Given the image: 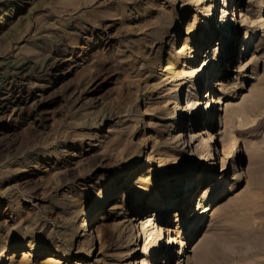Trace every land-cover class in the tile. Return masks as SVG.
<instances>
[{"label": "rangeland", "instance_id": "obj_1", "mask_svg": "<svg viewBox=\"0 0 264 264\" xmlns=\"http://www.w3.org/2000/svg\"><path fill=\"white\" fill-rule=\"evenodd\" d=\"M212 1L3 0L9 5L21 3L23 8L10 17L18 23L0 31V62L30 58L37 60L38 66L13 75L14 97L34 92L43 73L50 71L51 61L78 48L86 34L95 39L108 31L111 46L106 51L94 50V56L90 53L88 64L68 79L71 91L61 92L59 100L37 114L18 119L17 134L0 137V251L8 250V259L0 264H51L46 255L34 253L21 261V252L30 248L57 251L69 258L60 264H158L163 258L157 253L166 247L168 237L175 243L167 245L173 251V264H264V253L257 252L252 260H239L227 253L214 256L203 247L206 241H218L246 227L263 238L260 244L264 246V28L262 24L257 28V42L246 54L239 51V45L252 30H238L236 26L238 44L233 61L220 53L222 35L202 46L197 55L192 53L212 27L208 16ZM254 1L240 0L235 7L236 0H219L218 7L224 10L227 4L230 13L232 5L237 13L254 17ZM229 13L219 17L228 22L233 18ZM167 56L175 59V68L166 65ZM194 56L196 62L190 65ZM205 63H209L208 69ZM162 67L174 74L163 75ZM205 69L200 81L203 88L192 94ZM94 75L104 86L93 95L78 98L84 83ZM218 83L221 85L215 86ZM208 94L211 97L206 99ZM192 98L194 105L188 110L187 102ZM210 101L215 128H208L202 119L194 128V113L202 110V104L206 110ZM176 104L187 107V112L183 110L179 116ZM10 112L11 108L6 117ZM202 130L215 134L217 142L209 144L200 138L198 132ZM181 132L189 136L187 140L193 136L192 146L184 145L185 136L178 141ZM174 134L177 140L172 143L168 139ZM200 145L212 150L200 155ZM87 148L90 152L84 155ZM140 148L143 151L138 160ZM223 149L226 155L222 160ZM106 159L111 161L108 167L103 163ZM134 163L143 167L133 174ZM211 165L207 178H212L206 184L211 211L199 219L198 230H193V221L175 222L174 215L181 211L183 202L180 192L188 181L159 204L150 202L149 213L137 225L122 213V201L130 202L148 187L140 189L142 185L135 184L138 179L155 177L159 183L156 190L166 192L176 187L168 184L189 169L198 181L205 167ZM131 176V186L117 195L119 207L110 210L113 200H106L108 192L116 183L123 186ZM202 187L191 194L190 210L183 218L197 213L192 211ZM172 199L173 207L169 203ZM100 200L112 237L106 241L100 237L97 253L94 249L89 255L92 240L80 238V227ZM135 235L141 236L137 242L131 241ZM182 241H186L184 248Z\"/></svg>", "mask_w": 264, "mask_h": 264}, {"label": "bare ground", "instance_id": "obj_2", "mask_svg": "<svg viewBox=\"0 0 264 264\" xmlns=\"http://www.w3.org/2000/svg\"><path fill=\"white\" fill-rule=\"evenodd\" d=\"M28 1L31 2L32 0H28ZM224 1H227V0H224ZM239 2H240V0H236V2H235L236 6L235 7H237V4ZM212 4H213V6L209 10V14H208V16L210 17L209 20H211V26L212 27H209V34L204 37V39L200 42L199 46L197 47V50L192 52V53H196V55H197V53H199V50L202 46H204V45L206 46L207 43H211V42L215 41L216 38H218L219 36L222 35L224 42H223V46H221L220 53L222 55H226V59H228V60H231V61L235 60L234 54H235V49L237 48V44H238V32H237L236 26H238V30H240L242 27H248V29L252 30L250 33L246 34L245 40H243V38H242V43H240V45H239V51L240 52L242 51L243 53H246V54L248 53V51L250 52L251 47H253L254 43L257 42V38H255V36L257 34V28H259L261 24L263 25V28H264V0H261L260 3H258L257 0L254 1V3H253V6L255 8V16L254 17L249 16V14H247L246 16L242 15L241 11H239V13H237L236 8L233 9L232 5L230 6L232 9V11H230V13L227 12V8H229V5H227V4H226V8L224 7L225 9L221 10L218 7L219 6V0H213ZM22 8H23V5L21 3L20 4L14 3V4L9 5V3H5V2H3V0H0V31L4 26H6L8 24L10 25L12 23L14 24L17 21L15 19H14L15 21L14 20L11 21L10 17L12 15H14L15 12L20 11ZM233 10H235V11H233ZM225 13L226 14L229 13L233 17V18H230L228 22L225 21V19L224 20L222 19L223 16L219 17L220 14L224 15ZM216 18L219 19V21H217V23H215ZM16 19H18V16ZM16 23H18V22H16ZM234 23H235V25H234ZM84 34H86V33H84ZM108 34H109L108 31H104L101 34H99L95 39H92L91 36H90L91 38L90 37L88 38V36H87L88 34H86L85 39L79 44L78 48H76V49L73 48V50L71 49V51L69 52L68 55L65 54L66 56H63L62 58L59 57L60 59L59 58L53 59L51 61V66H49L50 71L47 72V70H46L43 73V76L40 79V83L38 85H36L34 92L31 91L28 93H25V92L19 93L17 91L21 95H18V96L16 95L15 97L12 96L13 87H14V85H16V84L13 85V81H12L13 75L14 74L18 75V73L23 74V72L28 71L30 69H37L38 68L37 63H35V62H37V60L35 62H33V59L31 60L30 58L19 60V61H15L13 59L8 60L9 58L7 60H4V61L2 60L0 62V112H1L0 137H5V136L7 137L8 135L10 136V134H17L18 133V128H17L18 125L16 126V121L18 119L29 117V116L35 114L36 112H38L40 110H44L47 107V105H49L51 103H55L57 100H59L58 95H61V92H64V91L67 92L69 90L71 91L73 87L69 86L67 81H69L68 79L75 77L77 75V73L85 67V65L88 61V56L90 57V53L92 55V52L95 53V51L99 48H101L102 50H105V51L110 48L111 42H110L109 38L107 37ZM175 37H174V39H175ZM79 38H80V36H79ZM258 38H259V36H258ZM262 38H264V34L262 35ZM243 42H244V46H243ZM61 43H62V41H61ZM50 56H51V54H50ZM92 56H94V55H92ZM196 58H197V56H194V57H192V61L190 59V61H191L190 65H192L194 62H196L195 61ZM3 59H4V57H3ZM161 60H162V57L159 56V62ZM45 61H47V60H45ZM165 63H166V65L170 64L169 67L171 66L172 68H175L177 66L175 59H171V56H167V58H165ZM203 66L204 67L207 66L206 69H208L209 63H205ZM91 67H94V66H91ZM184 68H187V65H184ZM162 69L164 70V67H162ZM206 69L202 71L203 72L202 77L200 76L201 79H200V77L198 78L199 81L196 84V87H194V89H193L194 92H192V94L195 93L196 91H198L199 89L201 90V88H203V85L201 84L200 81H203V79L205 77ZM38 71H40V70L38 69ZM100 71H102V70H100ZM165 72L166 73L163 75L174 74V71L169 70V69L166 70ZM96 73H98L97 70H96ZM184 73L187 74L185 69H184ZM240 73L244 74V77H245V69H242L240 71ZM96 75H98V74H96ZM96 75H94L93 77H90L84 83V89L80 93H78L79 94L78 98L93 95L96 92H98L102 86H104L101 82L102 79L100 80V78H99V76H101V74L99 76H96ZM17 77H19V76H17ZM155 78H156V76H155ZM159 79H161V78H159ZM14 81H17V80L15 79ZM220 85L221 84L218 83L215 86H220ZM63 94H65V93H63ZM74 95L76 96L75 93H74ZM194 95H196V94H194ZM210 97H211V95L208 94L206 99H208ZM70 98H71V96H70ZM89 100H91V99H89ZM193 101H194V98L188 100L187 104L190 105V107H188V110L189 109L191 110V108L193 107V105H194ZM198 104L201 106L200 102H198ZM176 106L178 109V115L179 116H180V114H182V112H184L183 110H185L187 112V107H184V108L180 107L179 104H176ZM206 107L207 108L205 110V107L203 108V104H202V110L195 112L194 113L195 115H193V113H190L194 116V118L192 120L193 123L195 124L194 128L198 127V125H201V123H202L201 119L203 121L204 120L206 121L205 124L208 125V128H210V129L215 128V126H214L215 123L213 124L214 116H213V113H211V109H213L212 102L211 101L208 102V105L206 104ZM9 108H11V112L8 115V117H6V114H7L6 112ZM180 109H182V110H180ZM207 112H209L211 114L207 115ZM41 114H42V111H41ZM6 118H7V120H5ZM172 127L174 128V125ZM216 127H217V122H216ZM180 128L182 129V127H180ZM198 133H199L198 136L200 138L203 137V140L209 142V144H213L215 140L217 142V137L213 133L209 134V132L208 131L205 132V130L199 131ZM214 133H215V131H214ZM175 135L176 134L171 136L168 140H170L173 143L175 140H177V137H175ZM180 136H181L180 138L178 137V141L181 140V138H183L185 136L184 145L187 144V148L190 147V145L192 144L191 140H193V136L190 135V140H187V138L189 136L184 135L183 132H181ZM204 136H207V137L205 138ZM157 138H159L158 141L161 142L160 141L161 140V134L159 132L157 133ZM209 138H210V140H209ZM117 141H115V143ZM118 143H119V141H118ZM234 145L236 146V148L238 147L237 141H234ZM174 147H176V145H174ZM180 147H181V145H180ZM9 148H11V147H9ZM211 150H212L211 146H208L207 149H205L201 145L198 146V153L200 155L203 154V152H205V151H208V153H209ZM75 151H76V149H75ZM142 151H143V149L140 148L138 160L140 159V155H141ZM89 152H90V149L87 148V149H84L83 154L86 155ZM225 152H226L225 149L221 150L220 154L223 156L222 160L225 158V155H226ZM76 154H73V156L74 157L77 156ZM209 159H211V157ZM138 160L136 161V163L138 162ZM109 161L110 160L106 159V160H104V162L103 161L102 162L104 163V165L107 166L109 164ZM212 161H213V159H212ZM204 162H205V160H204ZM136 163H134V165H132V167H131L132 172H133V170L134 171L137 170V172H138L143 167V166H141L140 168L136 167ZM103 167H105V166H103ZM212 169H213V165L205 167V170L201 174L198 181H197V178H195L194 173L191 175L192 170L189 171L190 170L189 169L188 173L184 174L183 176L178 177V179H176V181H174L173 183L168 184L169 187H171V186H176V187L174 189H169L166 192L161 191V190H159V191L156 190L157 186H159V183L156 182L155 177H151V180L146 179V178L138 179L135 184H138L139 186L142 185L140 187V189L144 185H146L148 187L145 189L142 188L141 189L142 193L139 196H137L136 198H133L130 202L125 203V201H122V204H124V210L122 213L126 216H129L130 221H136V225H137L138 221H140L145 215H147L149 213V211L152 207L150 202H157V204H159L162 200L168 199V197H169L168 195L170 194L171 191H174L176 188L182 187L183 185L185 186L186 182L188 181L186 189L183 190L182 192H180V195L184 194L183 199H182L183 202L180 205L181 211L177 212L174 215V217L176 218L175 222L180 221V219H184V221H189V220L193 221L194 223L191 225L193 226V230L196 231L201 226L200 222H198L199 219H201V217H203V216H206L211 211V208H209V205H210L209 200H210L211 196L209 195V191L206 190V184L212 178L211 176L209 178H207L209 171H212ZM222 171H224V170H222ZM124 172H125V170L120 172V174H119L120 178H122L124 176ZM135 172H133V174ZM193 172H195V171H193ZM98 176H99V174H98ZM132 176L127 179V181L125 182V184L123 186L116 183L115 185L112 186L111 190L108 192V196H107L106 200L107 201L113 200V202L111 204L113 206L111 207L110 210H115L119 207L116 204L117 195L119 194L120 191H123L128 186H131ZM185 178H187V179H185ZM192 180L193 181L195 180V181H194V184H192L190 186V183L192 182ZM202 185H203V187L200 191V194L198 195V199L196 200L194 209L192 211V214H193V212H195V209H196L197 213L190 219L187 216L183 218V216L185 215V212L187 213L190 210L191 194L196 189H198L199 186H202ZM218 186L219 185L215 186L214 188L217 189ZM223 196H224V194H222V197ZM152 197H154V199ZM178 197H179V195H178ZM156 199H158V200H156ZM173 200L174 199L169 201L170 206H172V207H173V202H174ZM102 204H103V200H100L97 205H94L89 210L88 215H87L88 218L84 221V224L82 225V227H80V234H81L80 238L88 239V240L90 238V240H92L90 250H89V255L92 254L94 249H95V254L97 253L98 240L100 237H104L103 240H105V239L110 240L112 237L111 232L108 230L107 225L105 224V218L106 217H104V208H102ZM95 214H97V217H96L97 223H95V221H94V215ZM89 217H90V222L88 220ZM158 218L160 219L161 215H158ZM148 222H149V220H148ZM196 222H198V223H196ZM136 225L134 224L131 226L132 231L136 227ZM141 226L144 227V223L141 222ZM251 228L252 227H246L245 229L234 233V235H227V236L222 237L220 239L218 238V241H215V242L214 241H206L204 243L203 247L206 251L210 252L214 256L220 255V253L222 255L224 253L225 254L227 253V255L229 257L238 258L239 260H248V259L252 260L253 258L256 257L257 252L264 253V246H262L260 244V241L263 238L258 236L257 233L253 230V228L252 229ZM164 231H166L168 233L172 232L169 229H164ZM139 238L141 239V236L139 237V236L135 235L131 241L136 239V242H137L139 240ZM84 243H85V240H82L80 244L84 245ZM174 244H175L174 241L172 239H170V237H168L167 242H165V240H164V246L166 245V247L163 248V246H162V250L160 249L157 253L158 257L163 258L160 261V263H158V264H173V251H172V249L168 250L167 245L171 247L172 245L174 246ZM182 246H183V248L186 246V241H182ZM135 251L137 252V249ZM29 252H31V255L29 254ZM32 253H34L33 255H36V256L46 255L47 256L46 260H48L51 264H60L62 261H67L69 259L67 256H65L61 253H58L57 251L56 252H48L46 250L35 251L34 249L30 248L28 251L21 252V256H22L21 261H23V259L27 258L28 256L31 257ZM7 254H8V250H6V249L0 251V262L2 260L6 261L8 259ZM179 254H182V253L180 252V253H178V255ZM183 262H185V261H183ZM255 263H257V261ZM76 264H79V263H76ZM129 264H133V263L130 262ZM179 264H181V263H179Z\"/></svg>", "mask_w": 264, "mask_h": 264}]
</instances>
